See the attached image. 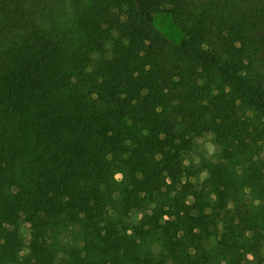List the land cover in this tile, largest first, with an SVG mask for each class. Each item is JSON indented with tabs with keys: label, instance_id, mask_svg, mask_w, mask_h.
<instances>
[{
	"label": "trees",
	"instance_id": "obj_1",
	"mask_svg": "<svg viewBox=\"0 0 264 264\" xmlns=\"http://www.w3.org/2000/svg\"><path fill=\"white\" fill-rule=\"evenodd\" d=\"M0 264H264V0H0Z\"/></svg>",
	"mask_w": 264,
	"mask_h": 264
},
{
	"label": "rangeland",
	"instance_id": "obj_2",
	"mask_svg": "<svg viewBox=\"0 0 264 264\" xmlns=\"http://www.w3.org/2000/svg\"><path fill=\"white\" fill-rule=\"evenodd\" d=\"M154 24L157 29L162 32L167 38L172 40L175 43H180L185 39L186 35L182 27H180L173 16V13L170 7H166L163 11L156 13L154 15ZM109 49L111 50V44L109 45ZM190 127L187 131L183 132L179 137V144L185 150L189 149L195 143H200L203 147H205L210 153H214L216 150V145L211 139V135H207L205 137H201L198 135V127L195 123L191 122ZM248 135H242L239 140L240 142H246ZM206 174H203V178ZM118 179H122V174L117 175ZM17 216H21V213L16 211ZM24 234L29 237V226L27 224L24 225L23 228ZM161 249L160 245H157L155 250L159 251Z\"/></svg>",
	"mask_w": 264,
	"mask_h": 264
}]
</instances>
